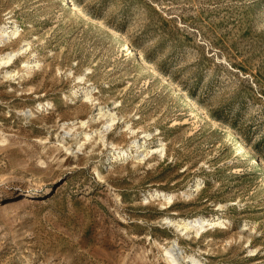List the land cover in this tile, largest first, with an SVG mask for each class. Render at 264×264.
<instances>
[{
  "label": "rangeland",
  "instance_id": "374dc122",
  "mask_svg": "<svg viewBox=\"0 0 264 264\" xmlns=\"http://www.w3.org/2000/svg\"><path fill=\"white\" fill-rule=\"evenodd\" d=\"M3 26L0 264H264V0H0Z\"/></svg>",
  "mask_w": 264,
  "mask_h": 264
},
{
  "label": "bare ground",
  "instance_id": "6f19581e",
  "mask_svg": "<svg viewBox=\"0 0 264 264\" xmlns=\"http://www.w3.org/2000/svg\"><path fill=\"white\" fill-rule=\"evenodd\" d=\"M70 3H71V5H70V8H72V9H74V11H76L77 13H79L80 14V16H82V17H84V18H86V19H88V20H90V21H92V22H96V19L95 18H92V17H90V16H88L81 8H79L75 3H74V1L72 2V1H70ZM103 25V24H102ZM17 30V29H16ZM111 30V29H110ZM15 29H10L8 26H3L2 28H1V32H0V40H1V38H3V37H5L6 36V38L7 37H10V36H12L13 34H15ZM115 33V32H114ZM125 44H126V47L128 46V47H130V45L127 43V42H125ZM24 50V49H23ZM20 51V50H19ZM132 51H134L133 49H132ZM16 55V53H13V52H8V53H6L5 54V56H3V57H0V64H5V63H9L11 60H12V58L14 57ZM142 62H144V64H146V65H149L150 63H148V62H146L145 60H142ZM26 65H27V63H26ZM150 66V65H149ZM148 67V66H147ZM153 73H158L157 72V70H155V68H153L152 67V65L150 66V68H149ZM161 75V74H160ZM162 76V78H163V80L164 81H169L168 79H167V77L165 76V75H161ZM161 78V77H160ZM170 83V82H169ZM173 86V85H172ZM77 91V89L74 91V94H76L75 92ZM89 95V94H88ZM185 96V95H184ZM88 97H90V96H88ZM186 97V96H185ZM188 99V98H187ZM192 103H193V105H195V102H193L192 101ZM42 107H43V105H42ZM200 109V106H198V110ZM101 111V110H100ZM205 113V112H204ZM102 114H105L104 112L102 113ZM206 115H208V114H206ZM112 116V115H111ZM114 117V116H113ZM113 117H110L109 119H108V123H106V125H107V128L108 127H110V126H112V124H113ZM208 117V116H207ZM209 118V117H208ZM212 119V118H211ZM87 122V120H84L83 121V123L85 124ZM104 124V123H103ZM102 131V130H101ZM86 133V132H85ZM91 133V132H90ZM90 133L88 132V133H86V135H87V138H90L91 136H90ZM230 134H231V136L229 137V139H231L233 136H234V132H230ZM234 138H235V136H234ZM235 144H237L238 145V150H237V153L238 154H242V153H244V143H239L238 141H236L235 140ZM64 145V144H63ZM142 145V144H141ZM158 149V148H157ZM163 149H161V151H162ZM125 152V151H124ZM247 157V156H246ZM162 195H164L165 196V198H167V199H169V200H171L172 198H173V193L172 194H166V192H163L162 193ZM184 222H183V224H182V226L185 228V229H187L188 227H193V228H195V230H196V232L198 233L200 230H202V229H204V228H206L207 226H214L217 222H215V221H213V220H211L210 218H196V219H193V220H187V221H185V220H183ZM179 227H180V225H179ZM187 233V232H186ZM174 250H175V248H168L167 250H166V253L168 254V258H170L173 262H175V264H178V262H177V255H178V253H177V251L176 252H174ZM192 257H194L193 255H192ZM192 259V258H191ZM191 263H193V264H201V261H198V260H196L195 258H193L192 259V262Z\"/></svg>",
  "mask_w": 264,
  "mask_h": 264
}]
</instances>
